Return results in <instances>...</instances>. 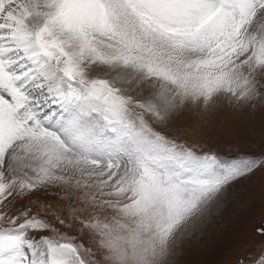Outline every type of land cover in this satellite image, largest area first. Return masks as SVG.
<instances>
[{
    "label": "snow or ice",
    "instance_id": "snow-or-ice-1",
    "mask_svg": "<svg viewBox=\"0 0 264 264\" xmlns=\"http://www.w3.org/2000/svg\"><path fill=\"white\" fill-rule=\"evenodd\" d=\"M224 107L264 113V0H0V264H178L264 176L173 128Z\"/></svg>",
    "mask_w": 264,
    "mask_h": 264
},
{
    "label": "rangeland",
    "instance_id": "rangeland-1",
    "mask_svg": "<svg viewBox=\"0 0 264 264\" xmlns=\"http://www.w3.org/2000/svg\"><path fill=\"white\" fill-rule=\"evenodd\" d=\"M173 128L183 130L189 142L245 144L264 142V113L237 111L228 107L181 114ZM264 221V176L260 173L238 181L221 208L205 225L201 235L183 242L178 264H235L264 246V237L254 229ZM247 249V252L241 249Z\"/></svg>",
    "mask_w": 264,
    "mask_h": 264
}]
</instances>
